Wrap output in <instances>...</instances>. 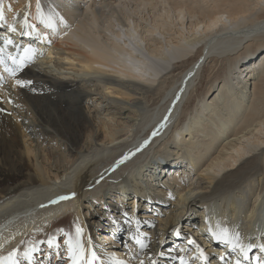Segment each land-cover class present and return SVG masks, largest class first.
<instances>
[{"label": "bare ground", "instance_id": "6f19581e", "mask_svg": "<svg viewBox=\"0 0 264 264\" xmlns=\"http://www.w3.org/2000/svg\"><path fill=\"white\" fill-rule=\"evenodd\" d=\"M36 3L4 0L8 24L29 15L31 36L23 15L16 33L0 25L35 50L0 91V255L59 234L64 244L78 224L106 262L178 264L195 240L221 264L217 254L236 256L212 236L221 229L264 244V0H40L55 28ZM59 196L70 198L49 203ZM44 245L32 264L57 252Z\"/></svg>", "mask_w": 264, "mask_h": 264}, {"label": "snow or ice", "instance_id": "6c2138e0", "mask_svg": "<svg viewBox=\"0 0 264 264\" xmlns=\"http://www.w3.org/2000/svg\"><path fill=\"white\" fill-rule=\"evenodd\" d=\"M27 9L31 8V4L26 6ZM7 10H12V5L9 4L7 6ZM6 7L4 4V0H0V25H5L8 27V31L11 33H16L18 31L17 28V16L23 15V29L19 32L21 36H31L33 33L29 31V29H34L35 25L29 22V15L27 14H17V16H13L12 23L9 25L6 19ZM36 12L38 14L37 18L41 19L48 28H55L57 25V18L54 11H50V14L45 17L44 11L42 9V5L40 0H37L36 3ZM60 21H63V17L58 18ZM66 23V21H65ZM0 40L3 41L4 47H0V64H4L7 71L14 77L17 72H21L23 69L27 67L28 62H30L33 57L35 50L31 47V45L22 46L21 44L14 41L9 36L0 37ZM9 47L15 49V53L11 51H7ZM9 62L11 63V67H8ZM33 82L31 80L24 79H16V86L20 87H28ZM179 96H177V100ZM0 100H3V97H0ZM11 102V101H9ZM5 109L0 107V112H4ZM167 117H165V121ZM161 127L165 126L163 123L160 125ZM158 131H154L152 133L153 136L157 135ZM149 143L148 140L144 141V144L141 146H145ZM140 149L138 148L137 151ZM129 155H134V153H130ZM129 157L124 156L121 160L117 161L116 166L123 163ZM103 177L101 176V179ZM75 196V193L71 194ZM69 196H59L56 200H52L49 203L55 204L58 201L69 199ZM139 224V221H137ZM211 231V229H208ZM76 235L73 238L71 235H68V239L65 241L67 245V257L68 264H132V260L136 261V264H146V260L144 258H137L135 256L129 259H117L114 253H108V260H102L101 257L97 254V251L94 248H86L84 240V229L78 224L75 229ZM212 236L219 242L228 245L231 248L233 253H236L235 258H232L227 252L224 254H217L218 259L221 264H264V256L256 255L251 256L249 253L254 248H259L262 253H264V244L256 245V244H244L241 240L240 234L236 233L233 236H229L227 229H221L220 231L211 232ZM175 235L180 236V231H176ZM143 237V238H142ZM132 239L136 241V244L139 245L140 251L143 253L145 249L149 248V243L147 241V233L142 234H133ZM47 244L49 248L56 249L57 252L55 255L60 259H63L60 256L58 249L60 248V244L57 242L55 237H50L46 241H38V242H29L27 248L21 253L19 248H13L11 251L7 252L6 255H0V264H21V256L24 260L28 261L29 264H32L34 261V254L42 251L41 248L38 247V244ZM188 243L196 244V254L190 260L186 259L185 256L178 255L176 259L178 260V264H195V262H199V264H213L212 258L209 253H207L199 244L196 243L195 240H189ZM131 251V250H129ZM180 251H186V249H181ZM147 264H158V260L154 258V256H147ZM158 255L163 257L165 253L163 251L159 252Z\"/></svg>", "mask_w": 264, "mask_h": 264}, {"label": "rangeland", "instance_id": "374dc122", "mask_svg": "<svg viewBox=\"0 0 264 264\" xmlns=\"http://www.w3.org/2000/svg\"><path fill=\"white\" fill-rule=\"evenodd\" d=\"M168 122H170V119L169 120H167L165 123H164V125L165 126H163V127H155L152 131H161L162 129H164L166 126H167V124H168ZM153 123V122H152ZM158 125V124H157ZM153 126V125H152ZM149 129L151 128L150 126L148 127ZM155 137H156V135H155ZM134 155H137V153L136 152H134ZM134 155H131L130 156V158H131V160L130 161H132V158L134 157ZM140 156H137L135 159H138ZM134 159V160H135ZM128 160V161H129ZM127 161V162H128ZM109 174H111V172L109 173ZM105 176H107V174L105 175ZM162 180V179H161ZM130 201H132V198H130ZM133 204V203H132ZM132 204H127L126 202L123 204V206H125V205H127V206H125V207H127V209H131V206H133ZM185 215H187V213L185 214ZM185 224V225H184ZM186 224H187V221L185 220V221H180V228H182V231H185L186 232V230H183L184 228H185V226H186ZM140 229H141V227H139ZM148 236V235H147ZM63 239H64V235L63 234H59V236H58V242L59 243H61V250L59 251V253H60V256H62L63 257V259H60L59 257H57L56 255H53V254H50V252L51 251H49V256H52V257H49V259H48V261L46 260V256H42V255H40V253H38V257H37V263L36 264H68V257H67V249H66V246H65V243L63 244L62 243V241H63ZM120 242H124V238H121L120 237ZM42 246V254H46V252H47V249H46V247H45V245L44 244H42L41 245ZM171 246H173V244H171ZM124 247L125 246H123L122 245V243H121V245L119 246V249L118 250H122V249H124ZM215 248V247H214ZM118 255V254H117ZM119 259H123V258H125V256H124V254L123 253H119ZM39 261V262H38ZM22 264H24V263H22ZM26 264H28V263H26Z\"/></svg>", "mask_w": 264, "mask_h": 264}]
</instances>
